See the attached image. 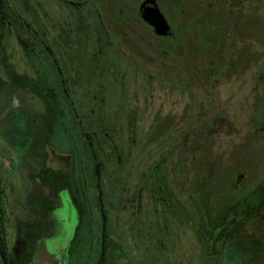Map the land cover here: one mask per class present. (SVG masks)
<instances>
[{
	"label": "rangeland",
	"instance_id": "rangeland-1",
	"mask_svg": "<svg viewBox=\"0 0 264 264\" xmlns=\"http://www.w3.org/2000/svg\"><path fill=\"white\" fill-rule=\"evenodd\" d=\"M141 1L27 0L28 13L33 17L35 12L42 21L35 18L28 27L19 25L13 36L8 33L1 52L7 77L0 94L1 172L13 168L15 156L36 163L49 115H55L51 150H77L76 100L89 121L99 113L105 130L113 126L124 146L129 141L126 117L137 109L142 129L151 121L156 136L154 143L146 144L150 162L155 163L166 146L181 147L183 160L194 169L188 173L183 163L184 174L178 171L174 178L177 168L165 160L159 170L170 183L179 178L204 180V169L212 171L205 185L190 187L195 192L189 201H179L175 193L166 200L153 196V229L167 203L170 235L161 239L156 234L161 229L153 232L152 264H174L175 235L181 239L190 220L197 225L199 219L213 217L203 211L199 198L200 190L208 191L211 185L216 196L226 191L229 202L247 197L234 210L246 205L249 211H261L253 227L264 256V0H244L241 13L227 10L225 0H156L175 35L169 45L139 20ZM9 2L21 5V0ZM231 13H240L237 23H229ZM97 100L104 101L98 113ZM92 125L89 131L99 135ZM136 140L131 144L134 156L145 149V140ZM16 173L25 187L26 170ZM255 190L259 192L251 194Z\"/></svg>",
	"mask_w": 264,
	"mask_h": 264
},
{
	"label": "flooded vegetation",
	"instance_id": "flooded-vegetation-1",
	"mask_svg": "<svg viewBox=\"0 0 264 264\" xmlns=\"http://www.w3.org/2000/svg\"><path fill=\"white\" fill-rule=\"evenodd\" d=\"M143 1L139 3L137 12ZM225 3L230 12L233 9L244 12V0H225ZM28 8L27 0H21V5L0 0L2 95L7 77L1 52L4 44L8 43V33L13 36L19 25L28 27L35 18L42 21L35 12L31 17ZM240 13L229 14V23H237ZM143 23L153 33L152 27ZM20 63H24L23 59ZM21 88L31 91L24 86ZM31 92L42 96L37 91ZM50 93L47 90L46 94ZM76 102L75 106L80 111L75 119L80 127L77 150L65 148L56 153L51 150L49 140L55 115H49L36 163L32 166L25 156L26 159L9 157L13 159L10 161L13 168L5 174L1 172L0 164V264H152L153 232L161 229L156 233L161 239L164 234L170 235L165 226L167 203L166 209L161 207L158 211L156 225L159 224L153 229L155 195L166 200L175 193L179 201H189L195 192L190 189L192 185H205L210 181L207 177L212 171L204 169V176H207L204 180L179 178L172 179L170 183L159 170L165 160H171L177 168L173 171L174 178L178 171L184 174L183 163L188 173L194 174V169L188 168L189 164L183 160L181 147L169 149L166 146L167 151H162L155 163L150 162L151 148L147 145L154 143L156 136L153 135L151 121L142 129L140 123L143 118L139 110L132 109L126 117L129 141L124 146L113 126L105 130L107 126L98 113L104 101L97 100L98 114L95 113L91 121L82 114L80 102ZM53 111L49 105V113ZM91 125L97 126L99 135L97 130L89 131ZM136 137L145 140V149L134 156L131 144L137 143ZM77 141L73 140L74 143ZM0 143L2 145L1 140ZM46 147L56 162L48 161ZM16 169L19 172L26 170L25 187L24 181L15 177ZM261 183L264 188V180ZM233 184L230 185L231 190ZM203 190H200L202 197L199 194L204 202L203 211L211 212L213 217L199 219L197 225L190 220L186 223V234L181 239L175 235L178 248H174L176 255L171 256L174 264H264L262 243L256 241L258 238L254 237L253 227L261 211H249L246 205L243 210H234L243 200L246 202L247 197L229 202L226 191L222 196H216L212 185L208 191ZM256 192L259 191L251 194Z\"/></svg>",
	"mask_w": 264,
	"mask_h": 264
},
{
	"label": "water",
	"instance_id": "water-1",
	"mask_svg": "<svg viewBox=\"0 0 264 264\" xmlns=\"http://www.w3.org/2000/svg\"><path fill=\"white\" fill-rule=\"evenodd\" d=\"M138 16L143 22L148 24L153 29V33L158 37H167L171 30L164 15L159 10L155 0H144L138 8ZM48 151V147H46ZM48 161L56 162V159L48 151Z\"/></svg>",
	"mask_w": 264,
	"mask_h": 264
},
{
	"label": "trees",
	"instance_id": "trees-1",
	"mask_svg": "<svg viewBox=\"0 0 264 264\" xmlns=\"http://www.w3.org/2000/svg\"><path fill=\"white\" fill-rule=\"evenodd\" d=\"M149 32L151 33L152 31L151 30H149ZM152 34V33H151ZM155 36V35H154ZM157 39H160V40H163V41H167V43L170 41V40H173L174 38H175V35H174V33H173V31H172V28H171V33H170V35H168L167 37H157V36H155ZM168 45H169V43H168ZM167 44H166V48L167 49H169V46H168ZM256 209H257V207H256Z\"/></svg>",
	"mask_w": 264,
	"mask_h": 264
}]
</instances>
